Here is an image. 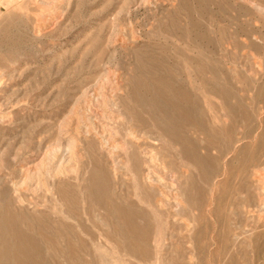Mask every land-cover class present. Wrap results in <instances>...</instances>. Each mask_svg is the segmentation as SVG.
<instances>
[{"label": "rangeland", "instance_id": "374dc122", "mask_svg": "<svg viewBox=\"0 0 264 264\" xmlns=\"http://www.w3.org/2000/svg\"><path fill=\"white\" fill-rule=\"evenodd\" d=\"M0 264H264V0H0Z\"/></svg>", "mask_w": 264, "mask_h": 264}, {"label": "bare ground", "instance_id": "6f19581e", "mask_svg": "<svg viewBox=\"0 0 264 264\" xmlns=\"http://www.w3.org/2000/svg\"><path fill=\"white\" fill-rule=\"evenodd\" d=\"M80 119V118H79ZM84 121V120H83ZM82 128V127H81ZM96 128V127H95ZM129 129V128H128ZM91 131V130H90ZM89 132V131H88ZM104 132V131H103ZM131 132V131H130ZM129 133V132H128ZM132 133H134V132H132ZM131 133V134H132ZM89 134V133H88ZM130 134V133H129ZM134 135H136V134H134ZM139 138L138 136H135V138ZM111 138V137H110ZM111 143V142H110ZM107 144H109L108 142H107ZM126 144V143H125ZM111 145V144H110ZM113 145V144H112ZM140 147H141V145H140ZM149 148V147H148ZM142 149V148H141ZM149 150V149H148ZM147 153V152H146ZM151 154V153H150ZM156 154V153H155ZM152 155V154H151ZM149 156V155H148ZM155 156V155H154ZM149 158V157H148ZM66 160V159H65ZM149 166V165H148ZM150 167V166H149ZM147 170V169H146ZM150 174V173H149ZM33 175V174H32ZM35 181V180H34ZM38 184H36V186H37ZM34 187V186H33ZM39 187V186H38ZM162 201V200H161Z\"/></svg>", "mask_w": 264, "mask_h": 264}]
</instances>
